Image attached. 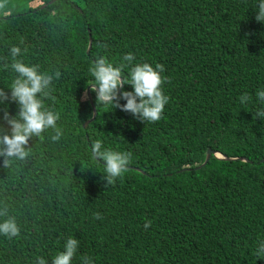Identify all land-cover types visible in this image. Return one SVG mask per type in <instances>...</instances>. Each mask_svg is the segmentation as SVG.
I'll return each instance as SVG.
<instances>
[{
    "label": "trees",
    "instance_id": "obj_1",
    "mask_svg": "<svg viewBox=\"0 0 264 264\" xmlns=\"http://www.w3.org/2000/svg\"><path fill=\"white\" fill-rule=\"evenodd\" d=\"M47 1L8 0L10 15L0 14V89L9 115L19 110L9 87L15 45L17 59L53 75L42 100L60 114L62 130L58 141L51 128L31 137L29 154L6 167L0 156V210L20 228L11 239L0 234V264H36L37 257L52 264L69 236L80 242L72 264L85 255L94 264H264L256 254L264 241V119L254 116L264 109L256 95L264 90L258 0ZM127 53L131 64L122 59ZM100 56L128 64L126 78L137 63L164 66L169 101L159 121L97 105L92 87L88 99L89 68ZM132 90L124 84L118 95ZM243 94L251 97L246 103ZM91 104L95 115L83 125ZM4 109L0 130L11 135ZM95 140L131 153L112 185L92 157ZM207 147L236 158L211 153L200 164Z\"/></svg>",
    "mask_w": 264,
    "mask_h": 264
},
{
    "label": "clouds",
    "instance_id": "obj_2",
    "mask_svg": "<svg viewBox=\"0 0 264 264\" xmlns=\"http://www.w3.org/2000/svg\"><path fill=\"white\" fill-rule=\"evenodd\" d=\"M0 14L10 15L8 0H0ZM255 19L264 23V0H258L256 6ZM12 62L11 68L17 74L11 81V100L18 104L19 110L13 116L7 111V101L9 96L3 89H0V104L5 105L2 119L10 126L11 135L0 130V156L5 157L3 164L8 166L11 158L24 159L29 154V149L25 147L31 137H41L45 130L51 128L55 130V135L51 138L58 141L62 136V130L57 126L60 114L53 109L45 107L42 97L49 95L48 89L52 86L53 75L42 72L35 65L25 64L17 59L21 54V49L13 45L10 49ZM123 61L134 60L132 53L123 56ZM128 64L114 66L104 56L95 59L89 68V72L94 79L90 82L91 91L96 94L97 105H109L119 107L121 110L130 112L134 117L142 121L156 122L162 118L165 105L169 97L164 94L162 84L167 77H162L164 66L160 63L155 68L147 63H137L130 68L127 78L123 74ZM60 73L56 72L55 77L59 78ZM124 84H130L132 91H120L118 88ZM259 100L264 103V90L256 93ZM124 99L126 103L120 104L119 100ZM251 99L248 94L239 97L241 103H246ZM254 116L264 119V109H258ZM93 159L100 163L103 161L104 176L106 186L112 185L128 169L131 153L103 149L102 141L95 140L90 145ZM0 216L7 218L0 221V234L11 239L20 233V228L14 217L7 215V210H0ZM96 218L101 219L99 213ZM151 221H146L144 228L148 229ZM79 240L69 236L63 250L59 251L52 260V264H72L78 248ZM257 258L264 259V241H261L257 250ZM82 264H94L89 256L81 257ZM36 264H46L44 257H37Z\"/></svg>",
    "mask_w": 264,
    "mask_h": 264
},
{
    "label": "water",
    "instance_id": "obj_3",
    "mask_svg": "<svg viewBox=\"0 0 264 264\" xmlns=\"http://www.w3.org/2000/svg\"><path fill=\"white\" fill-rule=\"evenodd\" d=\"M51 1H52V0H48L47 3L51 2ZM45 4H46V3H42V4L39 5V7H43ZM90 43H91V37L88 36V41H87V46H86L85 52H88V50H89V48H90ZM90 87H92L91 84H88V85L86 86V95H87L88 99L91 101V96H90V94H89V88H90ZM91 108H92V114H91V116H90L88 119H86L85 122H83V125H84L85 123L89 122V121L94 117V115H95V111H94L95 109H94V106H93L92 104H91ZM211 153H213L215 156H217V157H221V158H236L235 156H234V157L226 156V155H224V154H221V153H220L219 151H217V150H214V149H211V148L207 147V148H206V151H205V156H204V158H203V160H202V162H201L200 164H204V163L206 162V160L208 159V157L210 156ZM239 158L246 159V158H244V157H239ZM135 168H137V167H135ZM137 169H138V168H137Z\"/></svg>",
    "mask_w": 264,
    "mask_h": 264
}]
</instances>
